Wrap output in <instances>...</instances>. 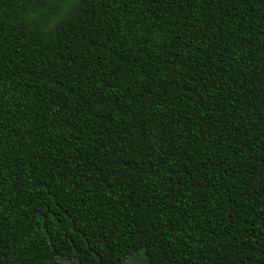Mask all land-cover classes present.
Segmentation results:
<instances>
[{
    "label": "trees",
    "instance_id": "1",
    "mask_svg": "<svg viewBox=\"0 0 264 264\" xmlns=\"http://www.w3.org/2000/svg\"><path fill=\"white\" fill-rule=\"evenodd\" d=\"M264 264V0H0V264Z\"/></svg>",
    "mask_w": 264,
    "mask_h": 264
},
{
    "label": "rangeland",
    "instance_id": "2",
    "mask_svg": "<svg viewBox=\"0 0 264 264\" xmlns=\"http://www.w3.org/2000/svg\"><path fill=\"white\" fill-rule=\"evenodd\" d=\"M63 264H72L71 261L62 259ZM124 264H147L146 256L144 255V251H138L137 253H133Z\"/></svg>",
    "mask_w": 264,
    "mask_h": 264
}]
</instances>
